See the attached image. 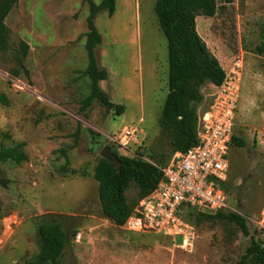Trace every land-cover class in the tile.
<instances>
[{
  "label": "rangeland",
  "instance_id": "1",
  "mask_svg": "<svg viewBox=\"0 0 264 264\" xmlns=\"http://www.w3.org/2000/svg\"><path fill=\"white\" fill-rule=\"evenodd\" d=\"M100 4L104 0H93ZM112 16L94 23L102 38L95 49L109 76L99 84L117 116L94 101L83 110L90 82L85 49L89 6L84 0H18L5 20L9 48L0 53V149L24 144L28 161L0 164V264H25L39 252L42 223L60 224L68 237L63 264H241L251 237L264 248L257 227L264 208V0H217L213 18L196 29L222 68L241 61V86L233 135L246 142L229 148L227 208L246 221L249 236L227 221L193 225L191 247L155 234L116 227L106 219L93 172L104 147L162 166L171 137L159 124L168 94V49L154 11L156 0H114ZM24 45L28 47L24 54ZM17 72V75H14ZM208 107L214 87L201 88ZM136 130L132 152L108 138ZM128 202L138 198L131 185Z\"/></svg>",
  "mask_w": 264,
  "mask_h": 264
},
{
  "label": "trees",
  "instance_id": "2",
  "mask_svg": "<svg viewBox=\"0 0 264 264\" xmlns=\"http://www.w3.org/2000/svg\"><path fill=\"white\" fill-rule=\"evenodd\" d=\"M235 0H223L232 4ZM18 0H0V53L9 48L8 28L5 20ZM89 6L87 17V33L85 49L88 65L83 74L90 82V93L83 100L86 111L96 101L117 116L124 113L122 106L111 102L99 84L108 79V72L99 68L95 49L101 45L102 38L95 27V19L102 11L112 16L115 12V1L104 0L100 4L93 0H84ZM217 0H156L154 11L158 25L167 40L168 49V94L164 101L159 121L163 136L171 137L170 158L176 152H186L198 143L199 107L205 98L201 88L206 85L219 87L227 75L219 61L211 54L196 29L199 16L213 18L217 13ZM28 47L24 45L26 55ZM255 54L264 56V41L256 48ZM14 72V75H17ZM0 101L7 105L5 96ZM24 144L0 149V164L13 163L20 165L28 161L22 151ZM244 147L246 142L234 135L230 146ZM118 159L119 166L100 158L93 172V180L98 185V197L102 213L116 227H123L139 201L148 196L162 179L160 167L145 161L142 157L131 158L120 155L110 149ZM134 185L138 198L128 202L126 193ZM227 192V184L223 186ZM227 194V193H226ZM186 220L192 225H200L203 221H227L236 225L244 236H249L246 221L236 213L218 211L214 213L190 212ZM39 252L25 264H63L61 256L68 243V237L60 224L56 222L42 223L37 230ZM241 264H264V248L251 237L249 246L242 257Z\"/></svg>",
  "mask_w": 264,
  "mask_h": 264
},
{
  "label": "built area",
  "instance_id": "3",
  "mask_svg": "<svg viewBox=\"0 0 264 264\" xmlns=\"http://www.w3.org/2000/svg\"><path fill=\"white\" fill-rule=\"evenodd\" d=\"M241 61L233 64L208 107L199 112L198 143L186 152H176L160 167L162 179L138 205L122 229L139 234L180 238L182 248H190L193 225L190 212L224 211L230 161L229 148L241 86ZM136 130L123 128L117 138L108 139L126 153L136 141ZM257 227L264 228V208Z\"/></svg>",
  "mask_w": 264,
  "mask_h": 264
},
{
  "label": "water",
  "instance_id": "4",
  "mask_svg": "<svg viewBox=\"0 0 264 264\" xmlns=\"http://www.w3.org/2000/svg\"><path fill=\"white\" fill-rule=\"evenodd\" d=\"M100 157L107 162L113 164L116 168L119 166L118 159L112 154L109 147H104L100 153Z\"/></svg>",
  "mask_w": 264,
  "mask_h": 264
},
{
  "label": "crops",
  "instance_id": "5",
  "mask_svg": "<svg viewBox=\"0 0 264 264\" xmlns=\"http://www.w3.org/2000/svg\"><path fill=\"white\" fill-rule=\"evenodd\" d=\"M109 75V74H108ZM113 103V102H112ZM116 105V104H115Z\"/></svg>",
  "mask_w": 264,
  "mask_h": 264
}]
</instances>
